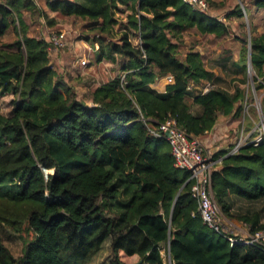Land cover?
I'll return each mask as SVG.
<instances>
[{"label":"trees","instance_id":"trees-1","mask_svg":"<svg viewBox=\"0 0 264 264\" xmlns=\"http://www.w3.org/2000/svg\"><path fill=\"white\" fill-rule=\"evenodd\" d=\"M202 1L205 12L186 0H46L50 12L84 22L96 62L120 72L79 95L78 80L51 64L50 42L29 35L27 14L55 19L35 0H0V99L13 96L7 113L0 107V264H92L106 244L108 264H166L164 253L169 264H264L263 244L231 246L203 222L189 173L150 133L172 119L200 140L221 118L241 119L249 51L264 91V33L255 27L239 39L231 88L198 50L181 52L190 32L230 33L211 14L230 0ZM250 12L237 4L225 20ZM167 76L165 93L151 87ZM261 106L264 114V97ZM238 142L214 155L212 192L224 217L255 235L264 231V140L234 151Z\"/></svg>","mask_w":264,"mask_h":264},{"label":"rangeland","instance_id":"rangeland-1","mask_svg":"<svg viewBox=\"0 0 264 264\" xmlns=\"http://www.w3.org/2000/svg\"><path fill=\"white\" fill-rule=\"evenodd\" d=\"M39 7H42L53 19L56 24L50 26L48 20L44 18H32L27 14L29 25V35L50 41V37L58 34H65L64 44L60 47H50V61L54 68L59 72L70 75L74 78L76 88L79 95H85L90 88L99 86L109 79L120 76L117 66L108 63L96 62V50L91 43L82 40L84 37V22L73 18H65L58 16L49 11L46 7V0H35ZM239 4L242 9L250 7L251 12L244 20L239 21L235 18L225 20V14ZM213 16L219 17L220 20L226 22L230 26V33L224 37L217 38L215 36H202L195 32H190L185 38V44L181 47V52L198 50L206 63V68L214 71L217 76L222 79L223 86L227 88L233 87L234 76V61H238L241 44L239 39L251 37L252 28L260 34L264 33V9L252 6L251 0L239 1L230 0L227 2L226 10L211 12ZM123 19V15L121 16ZM34 19V20H33ZM246 26H244V25ZM89 37V36H88ZM93 37V34L90 35ZM14 36L11 33L6 37L4 42L13 41ZM254 70L248 71V83L245 86V93L249 105H244V115L239 120L232 118H221L215 129L200 139L205 153L208 156L214 157L219 151H224L230 147L235 141L240 143L241 137L250 139L251 134L255 131L261 119L264 117L261 100L264 97L263 90H256L254 83ZM169 85L165 78L158 79L157 82L151 85L152 88L164 92ZM253 97V102L250 99ZM13 99L12 94L5 95L0 99V107L4 113H7ZM253 109V110H252ZM246 117L247 121L244 119ZM251 128V130H250ZM254 128V129H253ZM253 129V130H252ZM249 131V132H247ZM244 208H252V205L242 203ZM241 204H237L236 211ZM241 208V207H240ZM261 204L253 205V209L260 210ZM232 224V225H231ZM240 229L245 230V234L240 232ZM227 232L238 238H248L251 234L248 232L244 223L234 219H227ZM16 256L20 255V242L13 241L10 244ZM166 264H169L168 256L163 254ZM110 259L109 244H106L104 249L94 258L92 264H108ZM137 259L130 260V264H136Z\"/></svg>","mask_w":264,"mask_h":264},{"label":"built area","instance_id":"built-area-1","mask_svg":"<svg viewBox=\"0 0 264 264\" xmlns=\"http://www.w3.org/2000/svg\"><path fill=\"white\" fill-rule=\"evenodd\" d=\"M186 1L194 4L196 6L195 8L202 12L208 9L206 3L202 0ZM64 41L65 34L58 33L51 36L49 42L53 48H56L62 46ZM165 79L169 85L174 83V79L171 76H167ZM208 88H206V91ZM254 132L257 133L254 138L250 137L249 139L246 137L244 139L242 136L240 143L237 144L234 151H237L240 147L247 144L253 143L254 145H258L264 140V117L258 126L255 127ZM150 133L156 138L164 140L170 146L174 166L181 171L189 173L187 182L192 184V197L197 201L200 216L206 225L227 239L231 246L255 243L264 245V231L250 235L248 238H238L227 232V219L216 203L212 192V175L218 161H215L212 156L210 157L205 153L199 139L190 137L172 119L160 124L156 128H150Z\"/></svg>","mask_w":264,"mask_h":264},{"label":"water","instance_id":"water-1","mask_svg":"<svg viewBox=\"0 0 264 264\" xmlns=\"http://www.w3.org/2000/svg\"><path fill=\"white\" fill-rule=\"evenodd\" d=\"M240 1V0H239ZM248 58H249V71L250 70H252V63H251V61H252V54H251V51H249V55H248ZM136 264H142V261H140V262H138V263H136Z\"/></svg>","mask_w":264,"mask_h":264},{"label":"crops","instance_id":"crops-1","mask_svg":"<svg viewBox=\"0 0 264 264\" xmlns=\"http://www.w3.org/2000/svg\"><path fill=\"white\" fill-rule=\"evenodd\" d=\"M157 82V81H156ZM254 129V128H253ZM252 129V130H253ZM251 135H252V133H250ZM240 232L242 233V234H245V230H242V229H240Z\"/></svg>","mask_w":264,"mask_h":264}]
</instances>
